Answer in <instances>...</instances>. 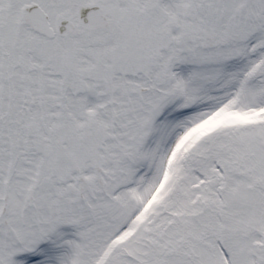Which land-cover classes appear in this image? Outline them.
Listing matches in <instances>:
<instances>
[{"label":"snow or ice","instance_id":"obj_1","mask_svg":"<svg viewBox=\"0 0 264 264\" xmlns=\"http://www.w3.org/2000/svg\"><path fill=\"white\" fill-rule=\"evenodd\" d=\"M0 264H264V0H0Z\"/></svg>","mask_w":264,"mask_h":264}]
</instances>
